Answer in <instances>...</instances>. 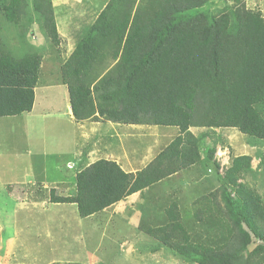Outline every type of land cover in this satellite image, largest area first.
I'll use <instances>...</instances> for the list:
<instances>
[{"label": "trees", "instance_id": "1", "mask_svg": "<svg viewBox=\"0 0 264 264\" xmlns=\"http://www.w3.org/2000/svg\"><path fill=\"white\" fill-rule=\"evenodd\" d=\"M52 1L0 0V117L32 111L43 64L40 52L10 48L5 25L33 36L36 26L62 61L76 121L173 126L180 134L137 174L95 161L78 172L74 195L51 187L49 203H73L87 218L200 166L206 177L192 190L191 209L180 190L154 195L136 232L197 264H264V194L247 180L258 172L253 156H232L222 167L215 142L200 143L209 135L191 131L235 128L264 143L261 11L241 0L216 11V0H108L71 50Z\"/></svg>", "mask_w": 264, "mask_h": 264}, {"label": "rangeland", "instance_id": "2", "mask_svg": "<svg viewBox=\"0 0 264 264\" xmlns=\"http://www.w3.org/2000/svg\"><path fill=\"white\" fill-rule=\"evenodd\" d=\"M58 1H52L56 16L62 20H71V8L59 7ZM107 1L81 0L80 3L85 8L75 9L72 18L79 20L89 15L85 24H91L92 18ZM241 1L248 8L261 11L264 16V0ZM68 2L74 4L71 0ZM235 3L236 0H216L211 6L216 11ZM30 16L34 18L33 8L30 9ZM76 26L78 27V21ZM4 30V36L8 38L13 51L19 54L32 50L43 55L36 108L33 107L31 112L0 117V229L3 245L10 238L14 240L12 245L17 261L15 264H91L90 253L103 261H112L113 264H197L185 261L186 258L178 252L158 241L153 242L154 240L144 243L142 240L132 239L141 249H134L130 256H124L131 249L121 244L120 230L115 229L123 220H118L115 216L113 219L116 222L106 224L95 217L80 225L76 209L67 204L56 206L49 203L47 199L53 187L52 182L72 180L69 162L75 163L74 153H78L81 144L87 143L85 134L93 135L96 124L86 121L82 126L77 125L68 114L67 88L60 78L62 61L60 63L51 38L39 33L36 26L32 29L34 36L26 33L27 31L19 34V29L11 25H5ZM65 41L63 45L72 46L71 39ZM128 131L130 148H148L151 151L162 149L177 134L176 127L162 125H136ZM192 131L197 136L209 135L200 143L204 141L211 146L215 142V158L222 167L229 165L232 156H253L252 163L258 172L256 176L250 175L247 180L264 194V165L260 162L264 155L262 141L242 134L235 128L215 129L213 133L211 129L193 127ZM103 132L106 133V130ZM128 153L131 158L133 152ZM147 160L148 156L139 163L143 166ZM136 163L128 161L127 164L130 168H136L139 164ZM30 194L37 195L38 199ZM130 234L133 236L136 232L132 231ZM140 234L146 237L145 233ZM152 246L155 253L160 254L155 261L148 253ZM133 260H136L135 263Z\"/></svg>", "mask_w": 264, "mask_h": 264}, {"label": "crops", "instance_id": "3", "mask_svg": "<svg viewBox=\"0 0 264 264\" xmlns=\"http://www.w3.org/2000/svg\"><path fill=\"white\" fill-rule=\"evenodd\" d=\"M71 2H74V4L69 3L68 0H60V2L58 1L59 7L71 8L72 11L71 20H62V18H58V16H56V21H57L58 31L60 32L61 37H63L64 40L68 39V41L71 39V41L73 42L72 46L71 44L68 45V47L71 50H73L75 48V45L82 38L81 35H84L90 24L88 25L85 24V20L89 15L85 17H81L79 20L72 18L74 17L73 11L75 9L84 10L85 6H83L80 3L81 0L79 1L71 0ZM98 13L99 12H97L95 17L92 18L93 21L97 17ZM82 20L83 22H81ZM76 21H78V27L76 26ZM37 90L38 87H36L35 89V103H34L35 108L38 102ZM66 110L68 111V114L71 116V118L75 120L69 100H68V104L66 105ZM86 121L94 122L96 124L95 127L96 130L94 131L93 129V135L85 134V141L86 139L88 140L87 143L83 145L81 144V146L77 151L78 153H74L75 163L69 162L70 163L69 168L72 169L71 171L72 180L63 179L59 183H57L56 181L52 182V186L55 189L57 195H74L76 193V177L78 172L81 169L91 165L92 163H94L99 159H107V160L115 161L120 165V167L125 172L137 174L138 171L142 170L151 161H153L156 158V156L180 134L179 130L177 129V134L175 135V137L171 139L160 150L156 149L151 151L148 148L133 149L130 148V146L128 145V139L130 134L128 129H130L131 127H135L136 125L141 127L146 125L125 124L121 122L102 121V120H84L80 122L75 120L76 124L77 125L80 124L81 126L82 123ZM134 129L137 130V128ZM104 130H106V133L103 132ZM77 141L81 142V139L79 140L77 138ZM128 151L133 152V156H131V158L129 156ZM149 154H151V156ZM147 156H148V160L145 161V164L143 166H141L139 162H141L143 158L145 160ZM128 161L130 163L132 162L136 163L135 161H137V163H139L138 167L136 168L128 167L127 164ZM204 177H206V175L204 174V171H202V167L200 166H190L188 168L178 170L170 174L167 178H164L163 180H160V182L154 184V186L151 187V189L147 187L146 189L133 192L132 194L126 196L124 199L112 204L111 206L105 208L103 211L99 213L91 215L87 218H82L78 214L77 217L78 224L83 225L85 222H87L88 220H92L95 217H98L101 222H105L106 224H108L110 222H116L113 219V217L117 216L118 220L119 219L123 220L122 222H119V225L124 224V226H120L121 227L120 228L119 225H117L115 229L120 230L121 244L127 247L128 249H131L130 252H125L124 256L127 255L130 256V254H132L135 251L134 249H138V251L141 249V248L139 249L136 246V244H134V241L142 240L144 243L151 242L150 239L144 237L143 235L137 233L136 231L138 228H140V226L144 225L143 222L146 221L144 220V218H147V216L144 213L145 212L144 210H146V208L149 206V203L153 199L154 195L159 196V194L164 193L166 194L165 196L169 198L170 193H173V191L175 190H180L182 191L179 195L181 202L186 203V206L190 208L192 203L191 198L196 196V194L192 193V190L197 185H201ZM19 188L22 189V187ZM30 195L33 198L38 199L37 195H33V194ZM171 197L173 196L171 195ZM49 199L50 196L48 197L47 200L49 201ZM53 204H56V206H65L67 204L68 206L74 208V210L75 209L77 210L75 204L73 203H53ZM187 215L191 217L190 212ZM132 231L136 232V234L133 236L130 234V232ZM0 233L2 234V229H0ZM0 237H1L0 263L15 264V262L17 261L15 260V254L12 245L14 240L10 238V240H8V242L5 245H3L2 236ZM132 239H134V241ZM148 253L149 255L154 257L153 259L154 261L160 256V254L155 253L153 246L150 247ZM89 257L91 264H113L112 261H103L101 258L98 259L96 255L93 253H90ZM135 261L136 260H133L134 263ZM36 263L46 264L43 262L40 263L36 262Z\"/></svg>", "mask_w": 264, "mask_h": 264}, {"label": "clouds", "instance_id": "4", "mask_svg": "<svg viewBox=\"0 0 264 264\" xmlns=\"http://www.w3.org/2000/svg\"><path fill=\"white\" fill-rule=\"evenodd\" d=\"M177 128V127H176ZM178 129V128H177ZM192 129V128H191ZM195 134V133H194ZM196 135V134H195Z\"/></svg>", "mask_w": 264, "mask_h": 264}]
</instances>
